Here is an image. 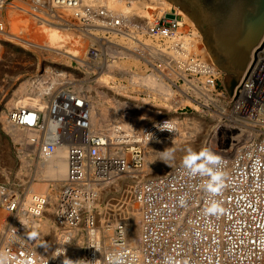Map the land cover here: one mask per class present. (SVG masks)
I'll return each mask as SVG.
<instances>
[{
    "label": "built area",
    "instance_id": "2783aa9c",
    "mask_svg": "<svg viewBox=\"0 0 264 264\" xmlns=\"http://www.w3.org/2000/svg\"><path fill=\"white\" fill-rule=\"evenodd\" d=\"M7 5L26 6L47 21L63 18L56 8H72L65 19L83 32L89 28L94 37L79 63L83 73L89 65L112 57L107 52L110 45L125 46L120 36L130 41L133 47L129 49L142 56L150 54L151 45L146 43L149 38L158 44L153 47L158 56L167 54L163 48L179 54L190 47L183 74L171 80L179 104L177 112L187 113L183 110L188 105L194 108L186 102L193 99L198 103L195 109L215 114L227 132L238 131L233 137L224 134L219 147L212 151L222 158L226 179L216 197L222 201L224 212L219 217H208L203 213L209 199L202 188L206 178L191 177L182 163L160 175L149 173L146 166L149 142L174 140L178 129L172 120H167L172 131L161 130L166 121L163 119L137 127L132 134L120 128L112 136L103 130L88 131L87 91L78 88L76 79L57 69L30 74L26 94H16L12 98L16 104L9 105L6 114L10 124L32 132L27 140L38 155H55L63 147L67 151V172L61 182L54 221L68 232L80 229L89 241L86 253L69 254L68 264H109L115 254H122L125 264H163L166 257H172L174 264H264V45L255 51V60L231 99L219 72L201 59L197 44L186 43L195 39L191 31L183 30L185 14L175 5L149 22L134 20L102 2L0 0V34L6 32L1 13ZM113 32H117L115 40ZM171 63L176 68L180 64L174 60ZM55 73L64 74V80L53 82L50 75ZM80 81L87 83L84 78ZM246 130L250 131L249 138L237 145L235 136L243 131L242 135H247ZM233 145L239 147L233 149ZM125 179L134 183H127L123 198H131L140 212L137 242L129 238V216L122 203L108 202L102 210L97 209L100 198ZM185 194L188 203L181 207L177 198ZM47 202L45 194L31 192L27 183L17 192L0 187V204L12 214L3 231V264H52L37 251L29 224L30 219L43 216ZM100 230L111 233L107 248ZM98 254L101 261H96Z\"/></svg>",
    "mask_w": 264,
    "mask_h": 264
},
{
    "label": "bare ground",
    "instance_id": "6f19581e",
    "mask_svg": "<svg viewBox=\"0 0 264 264\" xmlns=\"http://www.w3.org/2000/svg\"><path fill=\"white\" fill-rule=\"evenodd\" d=\"M82 1L84 4L102 2L108 7L115 9L117 12H122L123 14L129 15V17L134 20L140 19L143 21H147L148 19L149 22H152L158 15L163 13V11L167 7L174 5L167 0H130L129 2H124L123 0ZM56 9L58 10L59 15L63 16V18L61 19L59 17H56L55 19H51V21H47L45 18H42L41 16L39 17V15L28 11L26 9V6L17 8L7 5L4 9V12L1 13L6 27V32L0 34V51L1 49H3L1 48L2 44H13L17 46L20 45L24 49L31 50L32 53H34L33 56H35V58H37L39 61L40 58H44L43 60L46 61L47 58L57 57L60 61V58H72L69 55H74V53L77 57V59L74 58L76 59V61L78 59L83 61L84 56H86V53L88 52L90 39L94 38L93 33L88 30L89 28H87L86 31L83 32L81 28H78L77 26L72 24L67 17L65 19L64 15H69V13L73 11L72 8L58 7ZM67 19L69 22L67 21ZM61 20H64V22L61 23ZM185 20L186 25L183 27V30L187 32L191 31L193 33H191V35L195 39V42L187 41L186 43L197 44L198 51L202 54V56L204 54V59H201L205 61V63H211L216 71L219 72L221 76L222 74L224 76V72L221 71L218 66L213 63L212 58L210 57L206 47L202 42L201 33L199 32L193 21L186 14ZM68 34L73 38L74 45L72 43V40L69 41L70 38L67 39ZM76 34H78V38L75 37ZM116 36L117 32L111 33V37H114V40ZM118 39L125 46H117L115 44L110 45L107 49V52H109L112 57L108 58L106 61L104 60L100 67H98V65H93L94 67L89 66L88 68V71L91 70L90 72H94L95 69H97L96 73L98 72L96 74L98 75V77L97 79H95V85L86 83L87 86L85 88L88 91L86 99L88 100L89 105L88 113L90 117L91 127V129L88 131L103 130L107 135L112 136L116 133L117 129L120 128L124 129L128 134H132L137 130V127H142L143 125H145V122L147 120V117H144L145 115H152L154 112H156L154 109H152V107L155 106L152 104L154 101L161 102V104H158L160 105V107L158 112L156 113H165L166 117L170 118L169 120H180L182 122L181 125L184 127V129L194 127L196 125L195 116L185 115L184 117L183 114L176 112V105L178 103L175 98H173L174 93H176V89L171 86L172 79L160 68L158 69H160L162 76L166 78L168 82H166L163 77H160V75L158 76L157 72L154 70L155 67L153 64V59L158 58L163 65H167L170 68L171 74H174L175 76H181L183 74V69L186 67V64H188L187 55H189L190 47L180 52L179 54L170 50L167 51L165 48H163V51H166L167 54H165V56H158L155 53V48H153L155 46H158V44H156L154 41H152L151 38H149L146 40V43L151 45L150 54L142 56L137 52L132 51V49H129L133 46L130 41L124 40L125 37L120 36ZM66 47H68V50L65 49ZM162 57H165L169 61L164 62ZM171 60H174L175 63H180L177 65V68H175L174 64L171 63ZM151 66H153L154 68H152ZM178 66L181 69H179ZM133 67H135V69H133ZM148 67H150V72H148ZM119 75H121V77H123L124 80L127 81V84H123L122 82L117 83L116 80L117 76ZM50 76L55 83H60L65 78L58 73ZM71 77L72 76L69 74L70 79ZM88 78L89 77L84 79ZM27 85V80L18 84L14 90L15 95L18 94L19 96H24V94H26ZM171 88H173L175 91ZM93 89L96 96L91 98L92 100H90V96L88 95V93ZM140 90L146 92L149 96L147 98H141L138 95L133 96L132 92L137 93ZM130 98H132L133 100ZM208 98H210V96H208ZM142 102H145V104H147V107H144L142 105ZM186 102L190 103L193 106H197L198 104L194 102L193 99L189 98L188 100H186ZM15 104L16 99L11 98L6 105L7 107L9 105L13 107ZM1 114V123L5 127L4 131L9 130L8 134L10 133V135L14 139L23 140L27 149L32 148L33 150H35L33 146L29 145V141L27 140V137L32 135V132L13 126L9 123L7 114H5L4 111ZM163 120L167 121L168 119L163 118ZM170 122L174 123L175 121ZM174 125L177 126V124ZM226 129L227 127L224 128V131L227 132ZM246 131L247 135L244 134L245 136L242 135L244 131L240 133V135L235 136V139H237L238 141L237 145L244 143L246 141L245 139L249 138L250 131ZM236 132L238 131L230 129V131L227 133L230 134L231 137H233L234 133ZM254 135L256 136L257 133H254ZM20 136H22V139H20ZM184 137L185 136H183L182 134H176L174 140L171 142H149L147 144L146 158L148 157V161L154 159L156 163H160V165L158 166V170L166 167L168 168V165L160 160V152H163L166 148L174 146L172 149H174L176 160L174 159L172 161H169V164H172L174 161L182 163V159L186 154L187 149L191 148L197 152L195 147L186 144L185 139L183 140ZM236 147L239 146L233 145V149H235ZM66 154L67 151L63 147L61 149H58L55 155H38L33 163L30 164L33 165L31 169L32 173H30L31 170L30 172H28L31 175H28L27 184H30L31 192L45 194L48 200L47 204L50 205L49 208H47L46 205V215L30 220L27 219V221L29 220L30 227L33 228L31 237L33 238L34 245L36 246L37 251L43 254L47 253V257L50 259L52 264H68L69 254L72 253V251L76 252L72 253L75 255H77L78 253H82L83 251L86 253L89 247V241L87 239L88 236L87 238L86 235L83 236L85 232L82 231L80 233V229L78 232L65 231L64 229L58 227L54 219H52L51 217L52 214H54L56 211L59 198L58 191H60L62 179L67 172ZM21 158L23 157L21 156ZM30 160L32 161V159ZM26 162L27 161L23 159L21 169L25 167ZM150 166L151 165H147V167H149L148 170L151 169ZM172 166L173 165H171L168 169H170ZM24 170L26 171V169H23V171ZM158 170L156 172L154 171L155 175H160L162 173L158 172ZM134 181H136V179ZM128 183L130 184V181H128ZM115 201L116 203H122L123 206H125V210L127 212L126 215L128 214L130 222L129 238L133 242H137L141 233V225L139 222L140 212L138 206L130 198H116ZM11 218L12 214L7 209V207H5V205H0V250L3 243V231ZM33 233H35V235H33ZM98 233L99 232H97V235ZM103 233L100 230L104 248H107L109 246L111 233ZM84 239L87 240V246L85 248L82 247V245L85 244L82 242L84 241ZM101 253L102 251L100 252V254ZM100 254H98V256L96 257V261H101Z\"/></svg>",
    "mask_w": 264,
    "mask_h": 264
},
{
    "label": "rangeland",
    "instance_id": "374dc122",
    "mask_svg": "<svg viewBox=\"0 0 264 264\" xmlns=\"http://www.w3.org/2000/svg\"><path fill=\"white\" fill-rule=\"evenodd\" d=\"M67 36H68L67 39L70 38L69 41L72 40V43L74 45V40L71 37V35L68 34ZM75 37L78 38V34H76ZM72 47H74V46H72ZM1 48H3V49H1V51H0V187H5L10 192H12V191L17 192L26 185L27 180H28V175H31L30 173H32L31 169H32L33 165H30V164H32L33 161L35 160V158L38 156V153L36 150H33L32 148L31 149L26 148L23 140L14 139L10 135V133L8 134L9 130L4 131L5 127L1 123V116H2L1 113L3 111L5 114L7 113V109L9 108V106L7 107L6 104L11 98H13L15 96L14 90L17 87V85L23 81H26L27 77L32 73H35L37 71H48L49 72V71H53V70L57 69L60 71L67 72L68 75L70 74L72 76L71 78L76 79L77 81L75 82V84H77L78 87L80 86L79 88H81V87L86 88L87 84L81 85L82 83L80 80L83 77L84 78L89 77L87 79V81H88L87 83H89L91 85H95V81H96L95 79H97V77H98V75H96V74L98 72L96 73L97 69H95L94 72L93 71L90 72L91 71L90 70V71L83 73L82 67L79 65V61H80V63H82V61L79 59L77 60L78 62L76 61L77 57H76L75 53H74V55L73 54L69 55L72 58H67V59L60 58V61H59L58 57L57 58H47L46 61L43 60L44 58H40V61H39L37 58H35V56H33L34 53H32L31 50L24 49L20 45L17 46V45H13V44H10V45L2 44ZM65 49L68 50V47H66ZM203 56H204V54H203ZM74 58H76V59H74ZM162 58H163L164 62L169 61L165 57H162ZM67 63H69V64H67ZM100 63H103V62H98V64L95 63L94 66L98 65V67H100V65H101ZM153 64H154L155 68L153 66H151V67L154 68V70L157 72L158 76L160 75V77H163L162 73L160 72V69H158V67H159V68L163 69L164 72L166 74H168V76L171 79L174 80V79H177L179 77V76H175L174 74H171L170 68L167 65H163L162 62L158 58L153 59ZM89 66L94 67L93 65H89ZM175 68H176V66H175ZM133 69H135V67H133ZM148 69H149L148 72H150V67H148ZM62 76H64V74ZM221 77L223 78V74ZM163 79H165V81L168 82V80L166 78L163 77ZM116 81H117V83L122 82L123 84H127V81L124 80V78L121 77V75L117 76ZM111 84H113V83H111ZM224 86H225V84H224ZM171 89H173V88H171ZM85 90L87 91V89H85ZM94 93H95L94 89L89 91L88 95L90 96V100H92L91 98L96 96ZM132 94H133V96L138 95L141 98H147L149 96L146 92L141 91V90L138 91L137 93L132 92ZM173 98H175V93H174ZM130 99H132V98H130ZM152 104L155 105L152 107V109H154L156 112H158L159 107H160V105H158V104H161V102L160 101H154ZM188 104H190V103H188ZM142 105L144 107H147V104H145V102H142ZM178 106H179V104L176 105V108ZM191 106L194 108H191V107L189 108V105H188L183 110V111H187V113H182V114L184 117H185V115L195 116L196 117V123H195L196 125L194 127H190L189 129H187V128L184 129V127L181 125L182 122L180 120L171 119L172 122L175 121L174 124H177V126H178L177 135L182 134L183 136H185L183 138V140L185 139V142L187 145L189 144L190 146L195 147L197 152H199L201 149H204V148H207V149H210L211 151H214L215 148L219 147L221 141H223L222 136L225 137L224 134H227V132L226 131H225L226 133L224 132V128L221 127L222 125L219 122V120L215 114L208 113V112L202 111L200 109L197 110V109H195L197 107L196 105H194V106L191 105ZM187 109H189V110H187ZM156 112H154L152 115L147 114L144 116V117H147L145 125L147 123L155 121L154 119H157V120L163 119V118L170 119V118L166 117L165 113L160 114V113H156ZM179 119H181V118H179ZM187 136H188V139H187ZM21 137L22 136H20V139H22ZM224 142H226V141H224ZM173 147L174 146H171L170 148H173ZM21 156L23 158H21ZM147 158H146V166L151 165L150 166L151 169L148 171H149V173L152 171L151 174H153V173L155 174V172L158 170V166L160 165V163L159 164L156 163L154 159L148 161ZM23 159H25L27 162H26L25 167L21 169V164H22ZM30 159H32V161ZM176 163L179 164L178 161L177 162L174 161L172 164H170V166L171 165H173V166L177 165ZM147 168L149 169V167H147ZM168 168H169V166H168ZM168 168L167 167L163 168L164 170L159 169L158 172H160V173L162 172L161 174H163V172H167L168 170L171 169V168L170 169H168ZM23 169H26V171L24 170L25 171L24 172ZM30 170H31V172H30ZM28 172H30V173H28ZM128 181H130V184L134 183L131 180L125 179L124 183L120 184L119 186H117L114 189L115 191L112 190L111 193H109L106 197L100 198V200L97 204V209L102 210V208H104V206L108 202L114 203L116 198H118V199L123 198V196L125 194L124 191H125V189H127V186H125V185H127ZM28 185H29V190L31 191V186H30V184H28ZM49 207H50V205L47 204V208H49ZM1 209H2V207H1ZM46 213L47 212L45 211L43 215H46ZM51 217H52V219H54V214H52ZM75 231L78 232L79 230H75ZM83 236H85V234H83ZM82 242L85 243L84 245H82V247L85 248L87 246V240L84 239V241H82ZM81 251H83V250H81ZM72 253H76V252L72 251ZM72 253H70V254H72ZM78 254H81V253H78ZM44 255L46 257L48 256L47 253H44Z\"/></svg>",
    "mask_w": 264,
    "mask_h": 264
},
{
    "label": "water",
    "instance_id": "95a60500",
    "mask_svg": "<svg viewBox=\"0 0 264 264\" xmlns=\"http://www.w3.org/2000/svg\"><path fill=\"white\" fill-rule=\"evenodd\" d=\"M167 1L193 21L233 99L264 45V0Z\"/></svg>",
    "mask_w": 264,
    "mask_h": 264
},
{
    "label": "clouds",
    "instance_id": "9594fccd",
    "mask_svg": "<svg viewBox=\"0 0 264 264\" xmlns=\"http://www.w3.org/2000/svg\"><path fill=\"white\" fill-rule=\"evenodd\" d=\"M160 128L161 130L172 131V126L168 121H165ZM160 153V160L170 167L169 161L175 159L174 149L169 147ZM222 164V158L207 148L201 149L199 152L189 148L186 150V154L182 159V167L188 175L191 177L199 176L206 178L202 188L209 194V199L206 202L203 213L208 217H219L224 212L222 201L216 199L225 187L226 173L222 169ZM177 200L179 206H187L188 200L186 194L179 196ZM0 264H3L2 254H0ZM109 264H125L123 255H113L110 258ZM163 264H174L173 258L166 257Z\"/></svg>",
    "mask_w": 264,
    "mask_h": 264
}]
</instances>
